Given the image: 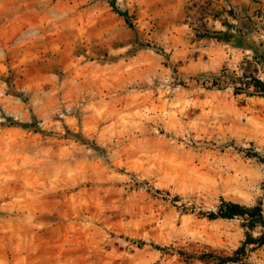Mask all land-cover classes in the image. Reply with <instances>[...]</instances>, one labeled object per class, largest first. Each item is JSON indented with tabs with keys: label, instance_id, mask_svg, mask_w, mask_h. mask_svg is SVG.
Masks as SVG:
<instances>
[{
	"label": "rangeland",
	"instance_id": "1",
	"mask_svg": "<svg viewBox=\"0 0 264 264\" xmlns=\"http://www.w3.org/2000/svg\"><path fill=\"white\" fill-rule=\"evenodd\" d=\"M250 21L263 44L264 0H0V264H222L264 236V95L240 80L264 50L200 66ZM221 200L261 216L207 218Z\"/></svg>",
	"mask_w": 264,
	"mask_h": 264
},
{
	"label": "crops",
	"instance_id": "2",
	"mask_svg": "<svg viewBox=\"0 0 264 264\" xmlns=\"http://www.w3.org/2000/svg\"><path fill=\"white\" fill-rule=\"evenodd\" d=\"M234 23H237L236 20H233ZM254 21H250L247 24V27L239 30L237 26L233 25L230 27V31L235 33L236 29L239 30L233 36L228 37L226 42L219 43L216 42V45H211L209 47H205L207 52L202 53V61L200 66L201 67H218L219 64L222 62L221 59V47L223 49L233 50L236 54H241V58H250L252 55H257L262 53L261 51L264 50V43L261 44V40H259L260 35L255 31L252 30L254 28ZM258 26V24H256ZM222 45V46H219ZM233 57V55H231Z\"/></svg>",
	"mask_w": 264,
	"mask_h": 264
},
{
	"label": "trees",
	"instance_id": "3",
	"mask_svg": "<svg viewBox=\"0 0 264 264\" xmlns=\"http://www.w3.org/2000/svg\"><path fill=\"white\" fill-rule=\"evenodd\" d=\"M120 15H124L122 12H118ZM244 88L241 89H248L250 84L252 83L253 89L248 91L249 94H256V95H264V85H262L257 79L254 77L251 78V81H245ZM261 209L260 206L255 205L252 207H246L244 205H240L235 202L224 201L221 200L218 204L215 211H209L204 213V215L209 219H216V218H223V219H230L235 216H248L249 219V226H253L255 223L254 217L261 216L260 213ZM249 243H254L257 245L264 244V236H259L256 238L247 235V238L242 242V244L234 251V256L219 258V261L223 264L228 261H236L239 255H243L245 252V247Z\"/></svg>",
	"mask_w": 264,
	"mask_h": 264
},
{
	"label": "built area",
	"instance_id": "4",
	"mask_svg": "<svg viewBox=\"0 0 264 264\" xmlns=\"http://www.w3.org/2000/svg\"><path fill=\"white\" fill-rule=\"evenodd\" d=\"M249 62H244V66L248 65ZM240 80H245V81H251V78L254 77L255 79H257L262 85H264V79L262 78V76L260 75H256L254 76L251 72H247V71H243V73L240 75ZM243 81V82H245ZM242 82V87H244V83ZM240 84V83H239ZM250 86L252 87V84H250ZM70 109L69 108H65L63 109L59 114L64 115L65 113H69ZM58 114V115H59ZM59 117V116H58ZM60 118V117H59ZM62 119V118H61Z\"/></svg>",
	"mask_w": 264,
	"mask_h": 264
},
{
	"label": "bare ground",
	"instance_id": "5",
	"mask_svg": "<svg viewBox=\"0 0 264 264\" xmlns=\"http://www.w3.org/2000/svg\"><path fill=\"white\" fill-rule=\"evenodd\" d=\"M58 116H59L60 118H63V117H64V115H62V114H59Z\"/></svg>",
	"mask_w": 264,
	"mask_h": 264
}]
</instances>
